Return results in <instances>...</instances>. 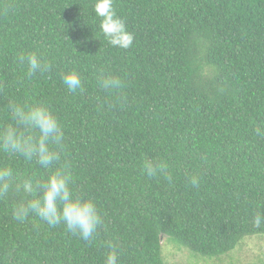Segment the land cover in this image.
<instances>
[{
    "label": "trees",
    "instance_id": "1",
    "mask_svg": "<svg viewBox=\"0 0 264 264\" xmlns=\"http://www.w3.org/2000/svg\"><path fill=\"white\" fill-rule=\"evenodd\" d=\"M92 3L0 0V109L14 100L54 110L72 187L104 220L86 242L13 220L0 202V264H104L109 241L120 264H164V238L212 258L264 235L248 220L264 204V0H114L134 36L126 50L99 33ZM25 53L47 71L29 75ZM66 68L80 72L82 91L61 84ZM100 69L123 87H98ZM146 158L166 173L143 175ZM3 163L45 174L0 153Z\"/></svg>",
    "mask_w": 264,
    "mask_h": 264
},
{
    "label": "clouds",
    "instance_id": "2",
    "mask_svg": "<svg viewBox=\"0 0 264 264\" xmlns=\"http://www.w3.org/2000/svg\"><path fill=\"white\" fill-rule=\"evenodd\" d=\"M91 9L97 20L99 33L109 45L129 49L134 41L125 20L115 9L114 0H93ZM29 75L47 71V65L36 53L19 57ZM98 87L107 91H119L123 87L121 77L106 73L96 74ZM60 82L67 92L75 94L83 90L84 81L76 68H66L60 74ZM0 111V153L9 161L20 160L30 167L38 166L45 174H21L11 163L0 164V202L9 205L13 220L21 223L36 218L49 228L63 226L66 232L78 235L83 241H93L104 220L97 202L91 197L76 193L72 187L70 165L63 159L65 144L64 127L46 103L9 100ZM142 174L148 178L164 175L167 166L161 161L144 159ZM193 185L198 178L193 177ZM248 220L254 229H264V204L257 203ZM104 264H120L112 242L106 243Z\"/></svg>",
    "mask_w": 264,
    "mask_h": 264
},
{
    "label": "rangeland",
    "instance_id": "3",
    "mask_svg": "<svg viewBox=\"0 0 264 264\" xmlns=\"http://www.w3.org/2000/svg\"><path fill=\"white\" fill-rule=\"evenodd\" d=\"M164 240L161 243L164 264H264L262 234L244 237L233 250L212 258L198 256Z\"/></svg>",
    "mask_w": 264,
    "mask_h": 264
}]
</instances>
